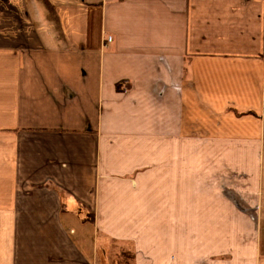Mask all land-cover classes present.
<instances>
[{"label":"crops","instance_id":"0c3cea01","mask_svg":"<svg viewBox=\"0 0 264 264\" xmlns=\"http://www.w3.org/2000/svg\"><path fill=\"white\" fill-rule=\"evenodd\" d=\"M123 252L264 264V0H0V264Z\"/></svg>","mask_w":264,"mask_h":264},{"label":"trees","instance_id":"16d2710c","mask_svg":"<svg viewBox=\"0 0 264 264\" xmlns=\"http://www.w3.org/2000/svg\"><path fill=\"white\" fill-rule=\"evenodd\" d=\"M50 9L52 8L51 5L49 4ZM123 256L126 260L130 261L132 263L133 255L128 252H123ZM126 262V264H129V262ZM133 264V263H132Z\"/></svg>","mask_w":264,"mask_h":264},{"label":"rangeland","instance_id":"374dc122","mask_svg":"<svg viewBox=\"0 0 264 264\" xmlns=\"http://www.w3.org/2000/svg\"><path fill=\"white\" fill-rule=\"evenodd\" d=\"M128 260H126L125 258H124V262H125V264H126V262H127ZM129 262V264H132L130 261H128Z\"/></svg>","mask_w":264,"mask_h":264},{"label":"built area","instance_id":"2783aa9c","mask_svg":"<svg viewBox=\"0 0 264 264\" xmlns=\"http://www.w3.org/2000/svg\"><path fill=\"white\" fill-rule=\"evenodd\" d=\"M111 40V38H109Z\"/></svg>","mask_w":264,"mask_h":264}]
</instances>
